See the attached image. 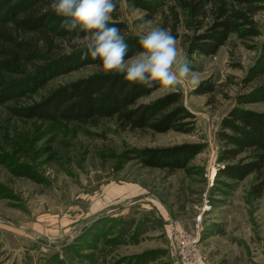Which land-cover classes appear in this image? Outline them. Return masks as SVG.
<instances>
[{
  "label": "rangeland",
  "instance_id": "1",
  "mask_svg": "<svg viewBox=\"0 0 264 264\" xmlns=\"http://www.w3.org/2000/svg\"><path fill=\"white\" fill-rule=\"evenodd\" d=\"M158 1L164 4L151 24L143 21L145 10L128 12L127 0L119 2L118 20L137 38L153 27L167 29L199 79L158 89L139 103L177 94L192 131L123 129L115 120L49 124L12 113L103 74L97 66L57 77L20 101L0 102V264H264V189L259 198L253 192L264 183V167L243 181L219 173L245 164L246 156L220 163L227 149L222 119L234 108L264 113L263 102L239 103L264 82V74L248 78L262 56L264 4L252 16L246 5L221 0L245 15L246 30L255 34H233L216 55L204 57L189 51L191 38L205 30L181 7L191 0ZM58 42L56 53L69 55L85 49L86 39ZM17 78L0 72L1 84ZM202 86L211 92L197 93ZM185 145L198 150L185 170L142 162L150 150Z\"/></svg>",
  "mask_w": 264,
  "mask_h": 264
},
{
  "label": "trees",
  "instance_id": "2",
  "mask_svg": "<svg viewBox=\"0 0 264 264\" xmlns=\"http://www.w3.org/2000/svg\"><path fill=\"white\" fill-rule=\"evenodd\" d=\"M178 1V0H176ZM182 1V0H181ZM248 7V14L255 15L262 9L264 0H228ZM111 14L114 23L128 43V56L140 50L139 38L127 34L126 24L120 22V0ZM127 11L136 9L148 13L143 21H150L164 2L158 0H127ZM52 0H0V72L18 77L10 83H0V102L20 101L36 95L57 77L78 71L86 66L101 67L98 59H85V49L69 55L56 53L59 40L85 39L83 33L69 32L62 26V19L54 14ZM161 3V4H160ZM260 5V6H258ZM181 7L194 19H201V34L190 40L189 51L204 57L214 56L226 45L231 35L242 38L254 35L246 16L230 11L221 0H191ZM212 22L205 27V21ZM262 56L251 70L249 80L264 74V42ZM159 88L128 85L122 74L102 73L67 84L31 106L13 108L12 113L26 120L56 124L68 122L96 126L103 120H115L121 128L151 130L156 133L174 131L190 133L193 124L188 111L180 104L177 94L166 95L150 104L139 103ZM210 87H201L197 93H209ZM6 99V100H5ZM264 103V82L258 83L250 93L239 100L240 104ZM220 137L227 149L219 157L220 163L245 158L241 165H225L220 175L243 181L248 175L259 173L264 167V113L232 109L221 121ZM198 154L191 146L150 150L143 157L148 168L175 172L185 170L188 162ZM250 161V162H246ZM252 161V162H251ZM264 183L253 188L261 197Z\"/></svg>",
  "mask_w": 264,
  "mask_h": 264
},
{
  "label": "clouds",
  "instance_id": "3",
  "mask_svg": "<svg viewBox=\"0 0 264 264\" xmlns=\"http://www.w3.org/2000/svg\"><path fill=\"white\" fill-rule=\"evenodd\" d=\"M50 7L63 18L62 26L69 32L84 34L82 55L98 59L104 75L122 74L128 85L157 87L164 92L181 80L198 82V73L190 67L189 59L179 54L175 36L165 28L157 26L144 32L138 41L140 50L129 57L121 30L110 24L115 0H52Z\"/></svg>",
  "mask_w": 264,
  "mask_h": 264
}]
</instances>
